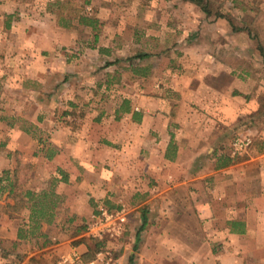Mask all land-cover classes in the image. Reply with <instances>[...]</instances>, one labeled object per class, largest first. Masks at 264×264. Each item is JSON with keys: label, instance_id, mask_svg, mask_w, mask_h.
<instances>
[{"label": "crops", "instance_id": "crops-1", "mask_svg": "<svg viewBox=\"0 0 264 264\" xmlns=\"http://www.w3.org/2000/svg\"><path fill=\"white\" fill-rule=\"evenodd\" d=\"M16 9L13 14L24 15L20 6ZM18 20L8 28L15 32L18 27L16 47L22 45L29 32L27 25ZM63 41L37 34L24 56L10 54L14 69H8L6 78L11 79L12 85L22 82L33 56ZM204 62L207 66L212 64L214 70L207 69L202 76L219 77L215 68H220V58L206 52ZM78 66L74 62V143L33 153L44 164L29 170V177L36 184L30 181L27 186L16 187L8 178L11 189L30 191L34 197H24L26 203L21 210L28 213L26 226H19L16 231L7 228V235L0 237V264H56L73 248L86 261L101 264L97 262L99 250L92 256L87 253L91 242H87L89 237L84 231L85 223L100 204L114 209L125 207L129 213L126 236L112 250L113 257H106L109 264H264V149L257 146L264 142V128L256 139L252 132L254 126L264 127V121L240 122L241 108L237 97H233L239 93L229 88L213 89L211 102L205 107L224 115L199 122L198 137L191 132L196 125L192 121L184 122L173 112H157L137 103L131 104L130 112L121 113L118 107V132L111 133L103 108H97L100 113L92 122L85 124L81 118L82 111L94 108L90 107L92 94L80 90L84 78ZM229 73L234 77L232 69ZM32 74H28L29 78L43 81L38 73ZM103 85L105 82L98 83L99 87ZM34 87L22 83L14 92L27 93ZM79 94L85 95L86 101H81ZM220 94L226 96L225 102L220 101ZM262 107L260 104L258 110H264ZM134 112L140 113V120L134 118ZM9 125L14 126V122ZM207 127L214 129L209 132ZM245 127L248 133L242 137L250 143L242 152L236 142ZM98 129L104 130L97 133ZM21 137L32 139L28 135ZM13 158L18 163L21 156ZM55 188L62 193L58 194ZM19 212L2 216L13 220ZM35 222L39 227L30 232L27 227Z\"/></svg>", "mask_w": 264, "mask_h": 264}, {"label": "rangeland", "instance_id": "rangeland-1", "mask_svg": "<svg viewBox=\"0 0 264 264\" xmlns=\"http://www.w3.org/2000/svg\"><path fill=\"white\" fill-rule=\"evenodd\" d=\"M65 1L0 0V187L5 188L0 190V237L7 235V228L16 231L19 226L25 227V219L28 218L26 210H20L13 220L3 218L2 215L15 212L8 205L21 198L20 195L15 199L11 194V180L8 178H12L16 187L27 186L30 181L36 184V180L29 177V170L44 164L33 153L50 152L59 144L74 143V89L77 88L74 84V62L79 64L78 71L84 78L80 90L84 94H92L90 107L94 108L89 112L82 111L83 117L79 118L85 124L92 122V118L100 113L97 108H103L111 133L118 132L115 130V111L127 98L131 104L148 106L157 112H173L179 120L192 121L196 125H192L191 132L198 137L199 122L220 119L224 115L222 111L211 112L212 108L205 107L211 102L209 98L213 97L214 88H229L239 93L233 97H237L236 102L241 108L240 122L264 121V110H258L260 104L264 105V53L260 48H264V0H210L209 14L187 0H91L86 5L87 10L97 12L104 25L97 42L92 30L84 29L75 19L70 20L71 27L60 25L69 21L67 16L60 23L57 18L56 12L62 9L60 4ZM71 1L74 6L84 2ZM17 6L24 15L13 14ZM229 17L241 29L234 30ZM17 18L27 25L29 32L26 40L23 37L22 45L16 47L20 38L16 36L18 27L15 32L9 31L7 23L14 24ZM34 33V36L58 37L65 42L47 46L37 52L41 59L38 56L31 59L28 74L38 73L43 81L29 78L26 74V79L12 85L11 79L6 78L8 69H14L10 54L16 52L24 56L22 54L31 48L30 42L34 37L29 38V35ZM94 44L96 47H92ZM206 52L220 58L221 69L215 68L219 77L202 76L207 69L214 70L212 64L207 66L204 62ZM141 54L146 55L140 57ZM230 69L234 77L230 76ZM136 70L139 72L135 73ZM109 80L112 83L107 87L106 81ZM101 81L105 82L103 87L98 86ZM22 83L23 86L31 84L35 87L27 93L14 92ZM79 96L81 101H86L85 95ZM220 96V101L225 102L226 96ZM250 104L252 108L248 107ZM229 118L227 113L226 119ZM11 122L14 126L9 125ZM263 128L262 124L252 128L254 138L262 134ZM83 129L86 130L85 127ZM213 129L207 127L209 132ZM246 129L240 130L238 140L246 139L242 137L248 133ZM103 130L98 129L97 133ZM24 135L32 139L26 141L21 137ZM257 146L264 149V142ZM245 150L243 148L242 152ZM18 154L21 158L17 163L13 156ZM55 191L62 193L56 188ZM25 192L16 191L22 195ZM29 224L30 232L39 227L37 222ZM125 236L103 240L98 250H103L106 257H113L112 250H116Z\"/></svg>", "mask_w": 264, "mask_h": 264}, {"label": "trees", "instance_id": "trees-1", "mask_svg": "<svg viewBox=\"0 0 264 264\" xmlns=\"http://www.w3.org/2000/svg\"><path fill=\"white\" fill-rule=\"evenodd\" d=\"M190 1L196 5H198L199 7H201L202 10H204L207 14L211 13L210 10V0H187ZM62 4H60V7L62 9H59L57 13V18H58V22L60 23L62 20L66 19L65 16H67V18L69 19L68 22L62 23L60 25H63L64 27H71L73 24H69L71 19H75L78 21L79 24H82L84 26L89 27L92 30L93 33V37L95 39V42L99 41L100 36H101V31H102V27L104 26L103 23L101 22L100 18L97 15V12H89L86 8V5L91 3V0H84L83 4L78 5V3L74 6V2L73 1H65V2H61ZM67 10V11H66ZM229 20L231 22V24L233 25V29L234 30H238L241 28H238L236 26V24H234V21L232 18L229 17ZM7 26L10 27V23H7ZM92 47H96L95 44ZM260 48H262V51L264 53V48L262 46H260ZM146 54H141L140 57H144ZM1 57V56H0ZM139 71H135V73H138ZM109 85L112 83L111 80L108 81ZM264 108V105L263 107ZM132 110L131 107V100L124 98L121 105H120V109L119 112L121 111V113L123 112H130ZM118 117L119 114H118ZM134 118H136L137 120H140V113L138 112H134ZM2 189H4V186L2 187ZM11 194H14L15 199L17 197H19L21 195L20 200H15V204L14 205H10L9 207H11V209L15 210V211H19L22 209V207L25 206V196H30L29 198H33L34 195L32 194V192L30 191H26L24 193V195L22 194H17L16 191L14 189H11ZM1 207V205H0ZM11 213V212H10ZM87 228V224H85L84 226V231H86ZM91 242L89 245V251L87 253H90V255L92 256L93 254H95V252L102 247L103 245V240H99V239H93V238H88L87 242ZM94 243V244H92ZM93 245V246H92ZM89 256V257H91ZM87 257V258H89ZM86 259V258H85ZM87 260V259H86Z\"/></svg>", "mask_w": 264, "mask_h": 264}, {"label": "built area", "instance_id": "built-area-1", "mask_svg": "<svg viewBox=\"0 0 264 264\" xmlns=\"http://www.w3.org/2000/svg\"><path fill=\"white\" fill-rule=\"evenodd\" d=\"M249 143V139H239L236 146L242 151ZM128 214L125 207L114 209L101 205L87 223L86 235L99 240L119 239L126 233ZM97 262L109 264V259L106 258L103 250L98 252ZM57 264H96V262L86 261L82 254L73 248L70 254L60 257Z\"/></svg>", "mask_w": 264, "mask_h": 264}]
</instances>
